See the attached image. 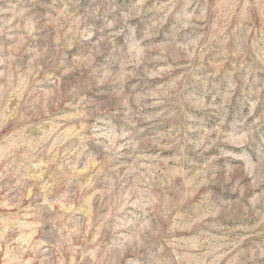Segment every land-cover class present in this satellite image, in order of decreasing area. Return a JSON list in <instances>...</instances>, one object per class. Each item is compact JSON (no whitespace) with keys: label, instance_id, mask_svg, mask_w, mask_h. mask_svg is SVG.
<instances>
[{"label":"rangeland","instance_id":"1","mask_svg":"<svg viewBox=\"0 0 264 264\" xmlns=\"http://www.w3.org/2000/svg\"><path fill=\"white\" fill-rule=\"evenodd\" d=\"M0 264H264V0H0Z\"/></svg>","mask_w":264,"mask_h":264},{"label":"clouds","instance_id":"2","mask_svg":"<svg viewBox=\"0 0 264 264\" xmlns=\"http://www.w3.org/2000/svg\"><path fill=\"white\" fill-rule=\"evenodd\" d=\"M186 19L191 20L192 16L191 14L187 15ZM99 146L98 145H91L88 149H85V151H98Z\"/></svg>","mask_w":264,"mask_h":264}]
</instances>
